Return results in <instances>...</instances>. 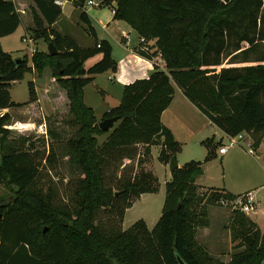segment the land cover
<instances>
[{"label":"trees","instance_id":"obj_1","mask_svg":"<svg viewBox=\"0 0 264 264\" xmlns=\"http://www.w3.org/2000/svg\"><path fill=\"white\" fill-rule=\"evenodd\" d=\"M55 1L32 0L30 31L58 53L36 52L29 66L25 58L17 65L2 48L1 40L15 34L22 19L13 1L0 0V112L36 103L34 83L29 84L25 104L13 102L10 89L28 73L50 70L69 101V125L76 130L62 154L78 178L69 201L59 199L54 183L42 182L40 170L43 161L51 167L57 163L55 149L45 157L34 151L33 143L26 147L30 139H14L7 128L11 115L0 116V185L12 194L10 200L0 201V264H179L178 257L185 264H263L264 231L241 207L233 208L227 226L236 244L227 263L197 239L198 229L210 226L209 206L238 200L219 191L198 194L196 182L222 144L214 139L204 143L208 154L203 163L172 171L162 215L152 230L143 220L124 230L123 222L136 199L159 188L151 172L128 173L126 161L139 155V146L145 147L147 156L160 144L158 159L170 165L182 149L161 121L175 86L227 136L247 133L256 145L261 143L264 57L253 59L249 54L264 45V0H76L80 22L96 38L90 48L53 28L63 15ZM89 1H100V8L112 7L117 21L129 25L145 42L153 41L149 59L159 55L168 71L155 68L149 79L124 86L121 103L102 119H117L103 143L98 137L107 132L85 104L84 91L98 75L116 72L117 62L111 44L96 37L85 9ZM97 55L102 59L86 69V62ZM226 60L231 65H256L221 68Z\"/></svg>","mask_w":264,"mask_h":264},{"label":"crops","instance_id":"obj_2","mask_svg":"<svg viewBox=\"0 0 264 264\" xmlns=\"http://www.w3.org/2000/svg\"><path fill=\"white\" fill-rule=\"evenodd\" d=\"M12 1L15 3L16 6L18 5L17 8L21 6L22 7L27 6V8L30 7L32 9V7L34 6L33 2L30 5H27L26 2L23 3L20 0H12ZM64 1L65 4L63 7H61L63 11H64V7L68 5L67 3L72 4L73 9L71 8L69 10L68 13L69 16H64V18L66 19H71V17H73L78 11L74 7L73 2L66 0ZM111 14L112 15L106 16L104 20L98 21V23L102 26V29L106 31L107 35L109 36L107 40L102 39L100 41H108L111 44L113 49L112 56L114 60L117 62L116 72H111V71L106 72V74H112L109 75L108 80L110 82H113L114 84H118L121 88H124V86L131 85L138 80L149 79V77L155 71L157 62L161 61L160 62L161 66H163L164 64L160 56H153L151 57V59H149L150 55L146 54V50H145L147 49L146 46L151 48L154 45V42L146 41V44L142 45L140 43V37L138 33L126 23L122 21H117L115 19V13L113 9ZM91 24L93 25L92 21ZM56 26L57 23L53 26V28L55 29ZM92 27L97 35L95 27L94 26ZM56 31L63 34L62 31L59 29H57ZM63 35H67V34H63ZM11 36H14V34ZM9 37L3 38L1 40L2 48H4L3 47L4 40H7V38ZM78 45L81 46L79 43ZM142 52H144L145 55H142L141 54ZM101 59L102 57L100 58V60ZM20 60H22V58ZM101 76H103V74L98 75L95 78L93 84L90 85L97 86L98 85L97 83L100 84V82H103ZM50 82H51L50 84H53L55 82L53 76ZM47 90H48L47 93L50 94L49 95L44 94L45 100H43V98H40V93L38 92V90L36 91L38 101L31 106L32 108H35L42 101H45L46 104L51 103L49 106L56 108L57 98L66 101L69 107V101L67 99L66 92L64 90L58 89V93L56 92L51 93L50 89ZM101 93L105 95L106 99L113 98L112 94H110L106 90V88H103L101 90ZM84 95L86 102V97H87L86 88L84 91ZM49 97H51V99ZM111 109H109L107 112H109ZM5 112L7 113L9 111L7 110ZM161 121L162 124L168 130L171 131V133L174 136V139L181 145L182 149L189 146L192 147L200 146V148H205V152L202 158L200 154L197 157L190 156L191 162L203 163L205 161L208 154L207 147L204 144L206 141L214 139L215 143L218 142L222 143L220 147L226 144V134L218 127L210 123L208 118L204 116L185 97L182 91L178 89L176 86H175V94L173 101L169 106V108L165 110L164 113L162 114ZM25 125L27 126L29 124H25ZM40 127L46 128V125L41 124ZM247 144H250V146H248ZM219 149L220 148H218V150L216 151L217 157L219 156L218 159L205 164L204 174L197 180L196 185L198 186L199 191H219V192L229 193L238 197V200L234 202H228V204L230 205L229 207H232V209L229 212L230 214L226 213L229 214L227 216L226 214L224 215L225 209L221 208L222 210H217L218 208L210 207L209 208L210 226L207 228H203L200 231V233H202L203 236H205L206 238L210 239V241H212V246L216 248L218 253L216 257L221 259L223 254H226L227 257L228 256L230 257V254H232L236 246V244H233L231 240V235L229 230L227 229V226L230 223L231 212L233 208L237 206L241 207L239 205L240 199H244L245 201L249 197L252 198V204L250 205V208L248 209V211H245L244 213L258 226V228L261 231H264V138L262 139L259 145H256L254 139L248 134L246 139H244L241 142V146L230 149L226 154H220ZM250 149L253 150V154L249 152ZM151 154L154 156L155 159H158L160 153L159 154L158 152L155 153V149L154 147H152ZM191 162L190 161L186 162L183 165L179 164L178 166L183 168L186 164ZM154 169L155 171L152 170L151 171L158 179V184L160 183V175H163L164 177V181H163L164 187L162 188L160 183L157 192L158 194H160L159 193L160 189L161 190L164 189L165 191L164 202H165V198H166L165 185L167 182H170L172 179V170L170 169V165H165L163 163H160V161L158 165L155 164ZM157 192L154 194H157ZM148 195H152V194L142 195L133 203L132 207L127 210L123 224L124 227L126 228L124 230H128L136 222L140 220H143L150 230H152L156 226L162 213L160 215L158 214L157 211L153 210L151 197H146ZM154 201H157L156 197H154ZM218 204L216 205L221 206V202ZM128 215H130L131 221L127 226H125L126 218ZM214 220L216 222L218 220V226H216L215 223H213ZM209 251L210 253L213 254V252H211L210 249Z\"/></svg>","mask_w":264,"mask_h":264},{"label":"rangeland","instance_id":"obj_3","mask_svg":"<svg viewBox=\"0 0 264 264\" xmlns=\"http://www.w3.org/2000/svg\"><path fill=\"white\" fill-rule=\"evenodd\" d=\"M20 1L23 3L26 2L27 5H30L32 3L31 0H20ZM68 1L74 2L76 0H68ZM67 4L68 5L64 7L63 15L61 19L58 21L55 29L56 30L59 29L62 31L63 34H67L71 36L81 46L85 48L93 47L96 38L93 35H90L86 29V26H84L80 22V13L77 12L73 17H71V19L64 18V16H69L68 14L69 10L71 8L73 9L72 4L70 3ZM113 6H115V3L113 4ZM17 9L21 14V18L23 22L21 26L18 28L17 32L14 34V36H11L7 38V40H4L3 50H5L6 53H9L12 56L13 60L16 62L17 65L20 64L21 58L22 59L25 58L28 59L29 65L31 66L32 56L39 51L47 52L49 44L47 43L46 40L39 39L34 31H30V28L33 27L34 25L32 9L30 7L27 8V6H23V7L21 6ZM85 9L88 15L90 16L91 21L93 22L92 26H94L96 29L97 39L99 41L102 39L107 40L109 36L107 35V32L102 29V26L98 23V21L104 20V18L108 15H112L111 13L113 8L112 7L95 8L86 3ZM24 38L31 39L32 43H27V44L24 43L22 41ZM243 47L247 49L249 48V45L244 44ZM146 48L148 49L146 51V54L152 56V48H149L148 46H146ZM101 57H102L101 55H97L94 58L88 60L85 64V68L89 69L92 66H94L100 60ZM249 57L253 59H260L264 57V45H261L257 49V51L254 52L252 51L249 54ZM228 60L225 61L224 65L221 68L229 67V66L245 67L250 65H256V63L231 65V63H229ZM160 62L161 61L157 62L156 68L168 72L165 68V63L163 64V66H161ZM109 75L112 74H106V73L103 74V76H101L103 82H100V84L97 83L98 84L97 86L89 85L86 87L87 97L85 104L88 107L94 109L96 118L100 123L102 122L104 115L107 113L109 109L117 107L120 104L123 94L122 92L123 88H121L118 84H114L113 82H110L108 80ZM52 76L53 75L50 70H46L42 75H39L36 72L28 73L23 80L16 82L15 84L12 85V88L10 89L12 101L19 104L28 103L30 99V95H29L30 83H34V87L36 91L38 90V92L40 93V98H43V100H45L44 94L46 95L50 94L47 93L48 92L47 89H50L51 93L52 92L58 93V89L60 90L62 89L60 88L56 80L53 84H50L51 83L50 81L52 80ZM103 88H106V90L110 94H112L113 98L106 99L105 95L101 93V90ZM49 98L51 99V97ZM56 103H57L56 108L49 106L51 103L46 104L45 101H42L35 108L31 107L33 105L32 104L25 106L23 108H19V109L13 108L8 110L9 112L7 113L11 115V125L7 128H9V130L12 131V137L14 139L21 140V138L22 139L29 138L30 140L26 142V147L30 143H33L35 145L34 151H39L40 153H43L45 157L49 155V153L51 152V148L55 149L56 153L59 155L57 163L51 167L46 161H43L40 167L43 177L42 182L47 185L53 182L54 189L56 188V194L58 195V198L64 202H68L73 186L75 185V181L78 178V173L75 167H73V165L69 162V159L62 154L63 151L62 148L65 146L66 141L74 135L76 129L69 125V121L71 120V115L69 113V107L67 105V102L60 98H57ZM5 111L7 110L1 111L0 116L7 114ZM25 124H29V125L26 126ZM41 124L46 125L45 130L47 131V135L42 134L40 130ZM49 131H51L56 136L52 137ZM111 132L112 130L107 132V134L98 137L99 143L105 142L108 139ZM58 136L59 138H57ZM154 149H155V153L158 152L159 154L161 150V145L158 144L154 146ZM144 150L145 147L139 146V152H140L139 155L132 161H126L127 172L130 173L132 176L136 175L142 170L152 173V171H155L154 169L155 164L156 165L159 164V159H155L152 154L147 156L144 155ZM204 152H205V148H200V146L197 147L189 146L183 148L182 151H180V153L176 156L177 163L178 165L179 164L183 165L186 162L189 161L191 162L190 156L197 157L199 154L202 158ZM218 157L215 160H217ZM121 171L122 170L120 169V171L116 173V176L119 177L122 174ZM163 181H164V177L163 175H160V183L162 188L164 187ZM160 183L158 185H160ZM159 193L160 194H158L157 192V194L148 195L146 197H151L153 210L157 211L158 214L161 215L164 205V196H165L164 189L163 190L160 189ZM198 194L200 196H208L210 194V191L198 190ZM11 196L12 194L9 191V189L4 185H0V201H8L11 199ZM154 197L157 198V201H154ZM229 206L230 205L228 204V202L222 200L221 206H217L216 204L209 206L208 213L210 207H215L218 208L217 210L225 209L227 211L226 212L224 210V215H225L226 213H229L230 210L232 209V207ZM229 214H226V216ZM130 221H131L130 215H128L126 218L125 226H127L130 223ZM213 223H215V225L218 226V220L217 222L214 220ZM123 229H126L124 225H123ZM201 230L202 228L198 229L199 232L197 234V239H199V243H201L203 247H205L208 251L210 249L211 252H213L214 256H217L218 253L216 248L212 246V241H210V239L203 236V234L200 233ZM229 259L230 257L229 256L227 257L226 254H223V256L221 257V260H223L225 263H227Z\"/></svg>","mask_w":264,"mask_h":264},{"label":"built area","instance_id":"obj_4","mask_svg":"<svg viewBox=\"0 0 264 264\" xmlns=\"http://www.w3.org/2000/svg\"><path fill=\"white\" fill-rule=\"evenodd\" d=\"M55 4L59 7H63L64 4H65V1L64 0H56L55 1ZM88 5H91L95 8H100L101 6V2L100 1H89L87 3ZM24 43H32L31 39H27V38H24L22 40ZM140 43L143 45L145 44V40L144 39H140ZM146 51L148 49H145ZM211 123V122H210ZM40 130L42 132L43 135H47V131L45 130V127H40ZM248 136L247 133H242V134H239L238 136H235V137H229L226 135V144L222 147H220L219 149V153L220 154H226L230 149H233V148H236L238 146H241V142L246 139V137ZM248 146H250V144H247ZM249 152L251 154H253V150L250 149ZM252 204V198H248L247 200L245 201H242V199H240L239 201V205L241 206V210L243 212L245 211H248V209L250 208V205Z\"/></svg>","mask_w":264,"mask_h":264},{"label":"water","instance_id":"obj_5","mask_svg":"<svg viewBox=\"0 0 264 264\" xmlns=\"http://www.w3.org/2000/svg\"><path fill=\"white\" fill-rule=\"evenodd\" d=\"M48 53L52 56L56 55L58 53V51L56 50L55 46L53 44H50L48 46ZM117 122V119L116 118H113V119H106L104 120L103 122L100 123L99 127L102 131L104 132H109L111 130H113L115 124ZM170 169L172 171L174 170H177L179 169V166H178V163H177V158L176 157H173L171 159V162H170ZM178 262L179 264H185L180 257H178Z\"/></svg>","mask_w":264,"mask_h":264}]
</instances>
